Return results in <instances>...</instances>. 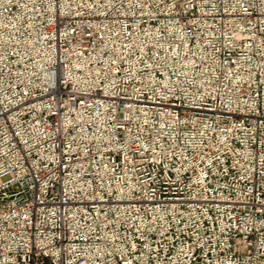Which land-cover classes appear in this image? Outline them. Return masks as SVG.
I'll list each match as a JSON object with an SVG mask.
<instances>
[{"label": "built area", "instance_id": "2783aa9c", "mask_svg": "<svg viewBox=\"0 0 264 264\" xmlns=\"http://www.w3.org/2000/svg\"><path fill=\"white\" fill-rule=\"evenodd\" d=\"M0 264H264V0H0Z\"/></svg>", "mask_w": 264, "mask_h": 264}]
</instances>
